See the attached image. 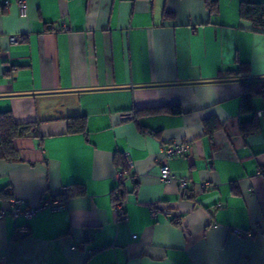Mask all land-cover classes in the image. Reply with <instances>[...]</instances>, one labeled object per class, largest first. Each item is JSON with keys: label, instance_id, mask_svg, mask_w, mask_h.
<instances>
[{"label": "crops", "instance_id": "0c3cea01", "mask_svg": "<svg viewBox=\"0 0 264 264\" xmlns=\"http://www.w3.org/2000/svg\"><path fill=\"white\" fill-rule=\"evenodd\" d=\"M212 1L26 0L22 15L0 0V112L32 126L14 140L21 160H0V210L85 188L28 234L0 219V264H264V98L241 105L243 83L264 80V33L240 16L264 0ZM78 115L87 129L71 133ZM176 143L189 151L164 182L162 146Z\"/></svg>", "mask_w": 264, "mask_h": 264}, {"label": "trees", "instance_id": "16d2710c", "mask_svg": "<svg viewBox=\"0 0 264 264\" xmlns=\"http://www.w3.org/2000/svg\"><path fill=\"white\" fill-rule=\"evenodd\" d=\"M209 7L214 8V1L206 0ZM171 16V14L167 13ZM240 16L242 19L251 23L252 28L256 32L264 33V2H243L240 7ZM241 67L237 73H242ZM255 96H261L264 98V80L255 82H244L241 95V105L244 111L253 110L252 100ZM167 111L172 114H178L182 112V109L178 105H173L166 108ZM142 111H136L134 114L138 116ZM69 131L71 133H84L87 129V121L85 116H72L69 118ZM205 126L210 133L218 127L214 120L207 119ZM260 123L258 120L252 122H244L241 124L240 129L244 134L255 133L259 130ZM32 126L30 124L18 123L11 111L0 112V160H6L8 162H18L21 160L20 152L14 145V140L20 137L26 136ZM116 165L118 168L124 167L125 163L123 157L118 155L116 157ZM130 174L129 170L126 171V175ZM125 175V176H126ZM264 175V169H263ZM85 194V188L82 184L75 183L70 186L65 193L61 196L64 200L68 198L80 196ZM3 196V195H2ZM7 196V195H6ZM19 236H22L18 232Z\"/></svg>", "mask_w": 264, "mask_h": 264}, {"label": "built area", "instance_id": "2783aa9c", "mask_svg": "<svg viewBox=\"0 0 264 264\" xmlns=\"http://www.w3.org/2000/svg\"><path fill=\"white\" fill-rule=\"evenodd\" d=\"M18 5L22 15H26V9H27L26 0H18ZM9 39L12 43H16L21 41L22 37L18 35H13ZM259 114L260 116H264V112H259ZM129 116L132 117V115ZM188 151H189V145L184 143H176L174 145L162 146L163 158L160 163V177L162 181L170 182L176 179V177L171 173L168 160L174 156H184L187 154ZM125 175H126L125 170H121L119 172L120 184H118V186L116 187V192H115L117 196H121L122 194L123 189L121 186V181H123ZM178 181L182 189L187 188L188 186L187 178L178 179ZM9 191L13 192L12 188H10ZM65 208H66V200H64L61 197L45 198L39 205L36 206H31L26 199L19 197H12L10 200L9 207L7 209L0 210V219H4L7 216H11L15 220L23 219V223L18 225L17 230L20 234L25 235L30 232L28 221L32 219L34 216H36L38 212L44 209H49L52 212H59L61 210H64ZM115 209L121 219L126 218V214L123 211L121 205L117 204ZM151 211H152V216L156 217L158 214L156 207L155 208L153 207ZM236 232L239 233L240 231L236 230Z\"/></svg>", "mask_w": 264, "mask_h": 264}]
</instances>
